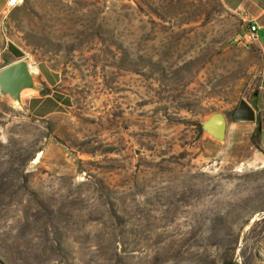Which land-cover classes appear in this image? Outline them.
Instances as JSON below:
<instances>
[{"label": "rangeland", "instance_id": "1", "mask_svg": "<svg viewBox=\"0 0 264 264\" xmlns=\"http://www.w3.org/2000/svg\"><path fill=\"white\" fill-rule=\"evenodd\" d=\"M246 1L0 0V70H39L0 95V264H264Z\"/></svg>", "mask_w": 264, "mask_h": 264}, {"label": "water", "instance_id": "2", "mask_svg": "<svg viewBox=\"0 0 264 264\" xmlns=\"http://www.w3.org/2000/svg\"><path fill=\"white\" fill-rule=\"evenodd\" d=\"M37 84L31 65L26 59H18L0 70V95L12 101L22 103L25 92L36 90ZM238 122H256L257 113L253 105L242 100L234 115ZM228 121L223 113H215L203 124L202 129L218 141H224L227 135Z\"/></svg>", "mask_w": 264, "mask_h": 264}, {"label": "crops", "instance_id": "3", "mask_svg": "<svg viewBox=\"0 0 264 264\" xmlns=\"http://www.w3.org/2000/svg\"><path fill=\"white\" fill-rule=\"evenodd\" d=\"M249 3H237L235 7L242 8L247 14L251 26L257 25V40L254 44H259L264 56V41H262V34L264 35V0H247ZM246 1V2H247ZM3 5L0 4V16L3 12ZM245 34V32H244ZM253 107L257 113V120L261 122L262 132L259 136V145L264 152V60H263V75L260 83L257 97L253 102ZM257 122V121H256ZM258 126V123H257ZM257 128V127H256Z\"/></svg>", "mask_w": 264, "mask_h": 264}, {"label": "built area", "instance_id": "4", "mask_svg": "<svg viewBox=\"0 0 264 264\" xmlns=\"http://www.w3.org/2000/svg\"><path fill=\"white\" fill-rule=\"evenodd\" d=\"M23 2L24 0H16L15 3H13L12 0H7V11L10 12L14 10L15 8L21 6ZM257 32L258 26L252 25L248 32L236 38V43L244 46L254 43L257 40Z\"/></svg>", "mask_w": 264, "mask_h": 264}, {"label": "trees", "instance_id": "5", "mask_svg": "<svg viewBox=\"0 0 264 264\" xmlns=\"http://www.w3.org/2000/svg\"><path fill=\"white\" fill-rule=\"evenodd\" d=\"M8 50L12 52L14 56L17 58H21L23 56V54L18 49H16L13 45H9ZM257 123H258V126L256 128V137L259 138L262 132L261 122L259 119L257 120Z\"/></svg>", "mask_w": 264, "mask_h": 264}, {"label": "bare ground", "instance_id": "6", "mask_svg": "<svg viewBox=\"0 0 264 264\" xmlns=\"http://www.w3.org/2000/svg\"><path fill=\"white\" fill-rule=\"evenodd\" d=\"M32 71H33L34 74H38V73H39V70H38V69H34V68H32ZM34 76H35V75H34Z\"/></svg>", "mask_w": 264, "mask_h": 264}, {"label": "snow or ice", "instance_id": "7", "mask_svg": "<svg viewBox=\"0 0 264 264\" xmlns=\"http://www.w3.org/2000/svg\"><path fill=\"white\" fill-rule=\"evenodd\" d=\"M12 2H13V3H15V2H16V0H12Z\"/></svg>", "mask_w": 264, "mask_h": 264}]
</instances>
